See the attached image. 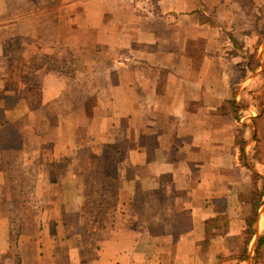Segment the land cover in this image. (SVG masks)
<instances>
[{
	"label": "crops",
	"instance_id": "crops-1",
	"mask_svg": "<svg viewBox=\"0 0 264 264\" xmlns=\"http://www.w3.org/2000/svg\"><path fill=\"white\" fill-rule=\"evenodd\" d=\"M242 1L55 5L70 12V35L28 74L38 88L0 86V229L16 220L34 228L23 223L16 259L0 264H264V163L241 166L237 147L240 126L251 135L246 154L254 134L264 141L251 124L257 107H242L241 96L264 77V34L245 83L234 89L227 73L239 58L230 37L255 45L264 0ZM242 13L245 37L235 22ZM81 33L94 39L84 48ZM76 93L92 113L66 138L45 110ZM33 144L47 153L44 165ZM91 145L112 148L111 174L104 149ZM75 155L89 162L63 168ZM32 183L38 194L59 186L70 197L57 196L49 212L27 196Z\"/></svg>",
	"mask_w": 264,
	"mask_h": 264
},
{
	"label": "rangeland",
	"instance_id": "rangeland-1",
	"mask_svg": "<svg viewBox=\"0 0 264 264\" xmlns=\"http://www.w3.org/2000/svg\"><path fill=\"white\" fill-rule=\"evenodd\" d=\"M72 1L81 4L86 0H0V86L6 83V88L10 91L20 90L24 87L38 88L40 79L37 77H32L28 74H30V72L33 70L40 69L39 66L43 61L42 58H40L42 56V53L46 52V54H53L56 51L55 44L60 39L68 40L70 35V29L68 30V26L70 24V12L65 14L64 11L60 9L59 11H55L54 7L55 5H60L61 3L64 4L68 2L71 3ZM155 1L156 0H146V3H154ZM241 3L245 5L247 4V1L243 0ZM98 5L96 7H98ZM51 11L52 16L49 15L47 17L46 13ZM56 16L59 20L58 25L54 24ZM247 16L248 14L246 13L238 14V19L235 21L237 22V24H239V26H242L243 37L246 36L247 31L246 26H243L247 21ZM41 17L44 22L41 21ZM95 19L96 18H94V21ZM17 21L18 24H15V22ZM42 23H48V29L45 30V27H41ZM261 24V27L255 30L256 38H254V46L249 44V47H247L246 43H242V45H239L240 49L233 50V53L239 52L237 63L238 65L233 64V66H230V69L227 70V73L230 76L231 85L234 89L237 88L239 84L245 81L248 74H252L246 72L248 70L246 67L249 66V64L254 67L255 63L258 62L256 54L260 50L261 40L263 39L264 34V23ZM81 34L82 35H80L79 38L80 48H84L86 47V45L90 44L89 38L92 40L94 39L92 38V36L88 38L86 33ZM48 48H50V52L48 51ZM21 56H23L22 61ZM24 56L28 59L24 60ZM235 62L236 61H234V63ZM65 64L68 63L51 61V68L62 65L66 66ZM64 80H70L69 72L67 73V76H64ZM48 86H53V82H48ZM31 95L32 94H28L26 96L32 101V104H35V98H33L34 94L32 96ZM241 96L242 106L247 107L248 105H254L259 110H261V108L264 107V77H259V79L253 86L249 85L245 87ZM81 99L82 98L80 97V95L76 93L73 94L71 98L65 99L60 104L59 108L54 107L50 110H45L46 116L50 119V122H52V124H55L57 121L61 120L63 135L66 138L69 137L71 133L75 132V128L78 127L77 125H80L81 122L86 119V117L88 116L87 114L92 113L91 107H87L85 104H83ZM73 100L79 102L77 108L75 109L71 108ZM35 117L36 120L39 118L38 115H36ZM24 126L25 125H22V127ZM244 134L245 137L248 138L247 140L243 139ZM238 136L239 141L237 147L239 151L240 165L243 167L249 166L250 169V167L253 168L255 165H261L262 163H264V144H261L263 142L258 140L256 134H254L253 136L252 141L254 145L247 153L248 155L245 151H247L246 145L248 141L250 142V132L248 133V130L240 126L238 128ZM31 146L34 148V151L38 150V146H35V144ZM92 147L96 151L100 152L102 149H104L105 157L102 159L104 160L105 165L107 164L108 172L109 174H111L114 164L113 157L111 156V153L113 152L112 148L110 146L102 148L95 145H93ZM49 149L50 147L48 146L46 148V152ZM38 152L40 157H36L38 158L37 161H42L44 165L43 161L45 160L46 162L48 160V158H46L47 155L44 156V154L47 153H43L41 152V150H38ZM108 153H110L109 156H106V154ZM70 159L72 160L68 162L66 159V161L62 163V167L64 168L65 164L69 163L68 166L72 167V170L74 169V172H77L78 170L80 171L86 166V164L89 162L90 157L86 155H75ZM239 179H242V174H239ZM256 180L257 179H255V181ZM60 190L61 189H59V186H57L56 188L48 187L45 188L41 192V194H38L36 192V183H32L31 189L27 192V196L32 197V199H34L35 197H40V200L45 202V206L49 211L51 208H53L52 201L54 199L60 200L59 197H62V200H65L70 197V190H64V193H62V195ZM57 196L59 197L57 198ZM49 212H52V210ZM31 221L34 222L33 220ZM26 222L27 225L25 224ZM2 223L4 229H0V257L4 258L6 256H11L13 257V259H16V255L18 252L17 241L18 238H21L20 235L23 232V223L27 230L32 228L33 224L31 225V222L29 220L24 222L22 221V224L19 220H16L15 222L3 221ZM11 227L14 229V233L10 231L11 233L9 234L8 230ZM31 230L34 231V228H32Z\"/></svg>",
	"mask_w": 264,
	"mask_h": 264
},
{
	"label": "trees",
	"instance_id": "trees-1",
	"mask_svg": "<svg viewBox=\"0 0 264 264\" xmlns=\"http://www.w3.org/2000/svg\"><path fill=\"white\" fill-rule=\"evenodd\" d=\"M230 39H231V42L233 44V47L235 49H240L239 45H238V42L236 40L232 39L231 37H230ZM257 67H258V62L255 63L254 67L249 64V66H247L246 68L248 69V71L251 72V71H254ZM232 103H234V100L232 101ZM242 107H244V106H242ZM239 109H243V108H239ZM256 111H257V116H256V118L254 120H251V124L255 128L256 132L257 131L261 132L262 137H260V138L262 139V138H264V135L262 134L263 130H264V121H263L264 120V117H263V115H264V107L261 108V110H259L257 108ZM239 116H240V113L237 114L235 116V118L238 119ZM242 127H245V126H242ZM263 143H264V141H263Z\"/></svg>",
	"mask_w": 264,
	"mask_h": 264
}]
</instances>
